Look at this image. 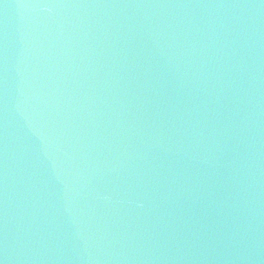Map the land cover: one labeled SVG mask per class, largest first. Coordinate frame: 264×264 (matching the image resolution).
<instances>
[{"label": "water", "instance_id": "95a60500", "mask_svg": "<svg viewBox=\"0 0 264 264\" xmlns=\"http://www.w3.org/2000/svg\"><path fill=\"white\" fill-rule=\"evenodd\" d=\"M0 264H264V0H0Z\"/></svg>", "mask_w": 264, "mask_h": 264}]
</instances>
